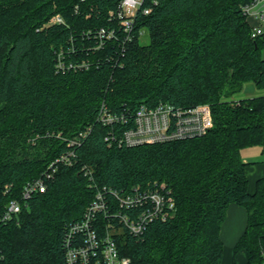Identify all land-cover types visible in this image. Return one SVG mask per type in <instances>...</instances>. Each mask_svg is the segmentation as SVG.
<instances>
[{
  "label": "trees",
  "instance_id": "16d2710c",
  "mask_svg": "<svg viewBox=\"0 0 264 264\" xmlns=\"http://www.w3.org/2000/svg\"><path fill=\"white\" fill-rule=\"evenodd\" d=\"M120 2L0 0L2 264H66L69 228L98 193L107 204L94 216L102 233L107 221H118L115 213L142 211L121 208L112 192L162 184L175 203L168 218L154 220L139 237L126 228L115 235L130 264H222L220 232L231 204L247 212L233 253L261 264L264 178L250 193L242 152H264V94L232 99L246 83L264 93V38L251 37L242 11L252 0H158L150 14L135 18L131 41L110 16ZM55 15L64 22L44 27ZM101 29L117 30L121 43L105 41L97 50ZM145 30L147 45L140 41ZM83 62L81 69L68 66ZM103 102L128 117L141 105L208 104L214 126L191 139L119 147L106 137L112 130L120 136L124 125L98 122ZM40 178L46 191L24 202V186ZM11 200L21 202V211L5 223Z\"/></svg>",
  "mask_w": 264,
  "mask_h": 264
},
{
  "label": "built area",
  "instance_id": "2783aa9c",
  "mask_svg": "<svg viewBox=\"0 0 264 264\" xmlns=\"http://www.w3.org/2000/svg\"><path fill=\"white\" fill-rule=\"evenodd\" d=\"M157 5L158 0H121L117 14L111 12L110 16L118 19L120 27L118 31L122 32L124 41H131V32L138 14L148 15L152 12L153 6ZM242 11L251 24V37L253 39L264 38V0H252L251 3L242 7ZM63 22L60 15H55L44 27ZM95 38L100 41L97 50L104 46L105 41L112 40L121 43V37L115 29L98 30ZM63 61L64 55L61 52L57 58V69H64ZM68 66L72 69H81L86 67L87 63ZM97 120L107 127L124 125L120 136L112 130L106 137L110 145L119 147L191 139L207 134L214 126L211 107L208 104H200L192 108L175 107L166 102H160L155 107L141 105L132 117H128L123 113L113 112L103 102ZM71 145H74V142ZM69 157L64 156L61 160L71 164ZM46 189L47 185L41 178L27 183L23 189L22 200L27 202L34 194L44 193ZM112 194L121 208H126L128 211L139 208L142 211L136 216H131L129 213H115L113 220L118 221H107L105 231L99 233L94 216L98 212H106L107 204L101 193H98L97 199L85 212L84 218L69 228L66 238V264H130L128 258L120 255L115 235L122 228H126L131 234L139 237L150 223L157 219L166 220L175 208L174 200L169 190L165 192L163 184L160 187L146 189L136 186L133 193L129 194L117 192H112ZM21 207L20 201H9L2 222H9L17 216ZM3 260L4 256L0 250V264ZM261 264H264V259Z\"/></svg>",
  "mask_w": 264,
  "mask_h": 264
},
{
  "label": "crops",
  "instance_id": "0c3cea01",
  "mask_svg": "<svg viewBox=\"0 0 264 264\" xmlns=\"http://www.w3.org/2000/svg\"><path fill=\"white\" fill-rule=\"evenodd\" d=\"M242 158L246 164L245 173L248 179V190L253 193L256 183L264 178V152L260 147L244 149ZM247 225L246 209L236 204L228 207L226 219L222 225L220 236L224 245L222 264H246L244 252L234 255L233 248L242 236Z\"/></svg>",
  "mask_w": 264,
  "mask_h": 264
},
{
  "label": "rangeland",
  "instance_id": "374dc122",
  "mask_svg": "<svg viewBox=\"0 0 264 264\" xmlns=\"http://www.w3.org/2000/svg\"><path fill=\"white\" fill-rule=\"evenodd\" d=\"M140 41L144 45L149 44V34L146 30L142 32ZM263 94L264 93L261 90L257 89L253 83H246L243 87V90L235 95L232 99L237 101L241 99L258 97Z\"/></svg>",
  "mask_w": 264,
  "mask_h": 264
}]
</instances>
